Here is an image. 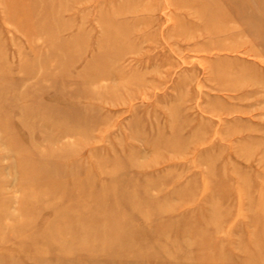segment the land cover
Instances as JSON below:
<instances>
[{"label":"rangeland","instance_id":"rangeland-1","mask_svg":"<svg viewBox=\"0 0 264 264\" xmlns=\"http://www.w3.org/2000/svg\"><path fill=\"white\" fill-rule=\"evenodd\" d=\"M0 264H264V0H0Z\"/></svg>","mask_w":264,"mask_h":264},{"label":"bare ground","instance_id":"bare-ground-1","mask_svg":"<svg viewBox=\"0 0 264 264\" xmlns=\"http://www.w3.org/2000/svg\"><path fill=\"white\" fill-rule=\"evenodd\" d=\"M258 254V253H257Z\"/></svg>","mask_w":264,"mask_h":264}]
</instances>
